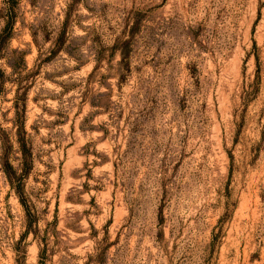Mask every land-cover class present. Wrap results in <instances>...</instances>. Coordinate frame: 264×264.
Wrapping results in <instances>:
<instances>
[{"label": "rangeland", "instance_id": "374dc122", "mask_svg": "<svg viewBox=\"0 0 264 264\" xmlns=\"http://www.w3.org/2000/svg\"><path fill=\"white\" fill-rule=\"evenodd\" d=\"M10 6L0 264H264V0Z\"/></svg>", "mask_w": 264, "mask_h": 264}, {"label": "trees", "instance_id": "16d2710c", "mask_svg": "<svg viewBox=\"0 0 264 264\" xmlns=\"http://www.w3.org/2000/svg\"><path fill=\"white\" fill-rule=\"evenodd\" d=\"M12 2H13V0H8V3L10 5H11ZM9 12H10V16L8 17V20L6 22V26H5L4 30H3V33L0 35V59L2 58V54H3V46H2L3 44L1 42V39L2 38H5V40L10 39L11 31L13 29V24H14L13 9H12L11 6H10V9H9ZM137 28H138V26L133 28V34L135 33ZM13 68H14V70H16L15 65H13ZM2 74H4V73H3V71H2V69L0 67V75H2ZM16 81H18V80H16ZM18 82H20V81H18ZM19 85H22V83H19ZM21 97L22 96H21V94L19 92V94H17V97H16V108H18V110L20 109V107L21 108L24 107V99L21 98ZM103 107L105 108V110L110 112V115L112 116L113 121L115 119H118V118L121 117L120 113H113L114 106H112V104H106L105 103V105ZM21 138H22L21 139V144H22L23 150H24V152H26V150H27V141H26L25 137H21ZM25 156H26V159H28L29 155L27 153L25 154ZM22 204L24 205V207L28 208L27 204L24 201H22ZM29 223H30V225L32 224V219L30 220ZM45 252H46V248H44L42 250V258L44 257Z\"/></svg>", "mask_w": 264, "mask_h": 264}]
</instances>
